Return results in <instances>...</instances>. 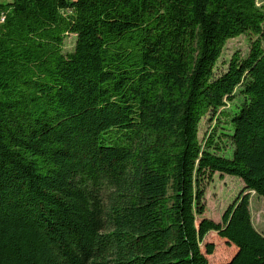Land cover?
<instances>
[{
    "label": "trees",
    "instance_id": "trees-1",
    "mask_svg": "<svg viewBox=\"0 0 264 264\" xmlns=\"http://www.w3.org/2000/svg\"><path fill=\"white\" fill-rule=\"evenodd\" d=\"M216 173L244 184L222 222ZM245 191L264 201L258 0L0 1V264H264Z\"/></svg>",
    "mask_w": 264,
    "mask_h": 264
},
{
    "label": "rangeland",
    "instance_id": "rangeland-1",
    "mask_svg": "<svg viewBox=\"0 0 264 264\" xmlns=\"http://www.w3.org/2000/svg\"><path fill=\"white\" fill-rule=\"evenodd\" d=\"M258 3L259 5L264 6V0H258ZM74 42L75 36H68L65 41V50H72ZM236 50H241L243 54L248 52L249 45L246 36H239L227 42L223 51V56L218 65L225 68L223 62L228 61ZM208 129H210V127L205 119L201 124V137ZM243 190L244 184L239 177L229 174L221 176L219 173H216L213 180L207 182V209L204 217L213 219L216 222H222L224 212L236 198L241 196ZM244 194H249L250 196V210L254 226L264 234V201L253 191H245ZM208 242L214 243L215 245L214 253L208 256L211 263L229 261L237 251V248L234 245H229L226 240L221 238L215 231H211L206 235L201 245L204 252H206L205 245Z\"/></svg>",
    "mask_w": 264,
    "mask_h": 264
},
{
    "label": "crops",
    "instance_id": "crops-1",
    "mask_svg": "<svg viewBox=\"0 0 264 264\" xmlns=\"http://www.w3.org/2000/svg\"><path fill=\"white\" fill-rule=\"evenodd\" d=\"M1 1V0H0Z\"/></svg>",
    "mask_w": 264,
    "mask_h": 264
}]
</instances>
